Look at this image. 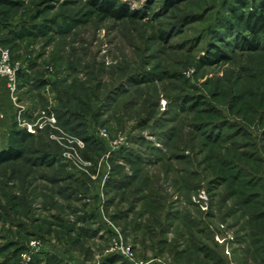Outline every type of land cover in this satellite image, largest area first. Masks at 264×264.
Here are the masks:
<instances>
[{"label":"rangeland","instance_id":"1","mask_svg":"<svg viewBox=\"0 0 264 264\" xmlns=\"http://www.w3.org/2000/svg\"><path fill=\"white\" fill-rule=\"evenodd\" d=\"M8 1L28 77H0V147L23 153L0 166V264H264V45L206 59L239 0H121L122 21Z\"/></svg>","mask_w":264,"mask_h":264},{"label":"trees","instance_id":"2","mask_svg":"<svg viewBox=\"0 0 264 264\" xmlns=\"http://www.w3.org/2000/svg\"><path fill=\"white\" fill-rule=\"evenodd\" d=\"M177 0H171L167 4V8H171ZM238 8L233 9V14L231 19L226 22L227 29H229L234 35L232 40L228 43H224L221 48L213 49V52H208V57L206 58L208 63L211 65L218 63L220 58H225L226 51H235V49H246L259 51L262 50L264 45V8L263 7H251L249 12L247 11V0H239ZM10 4L8 0H0V5H8ZM92 6L95 11L103 19H113L116 21H122L126 19L137 20L140 18V13L130 10L127 4L121 2V0H93ZM234 28V32L232 29ZM236 33V35L234 34ZM244 33L246 37L240 35ZM263 44V45H262ZM21 73H25L21 71L18 73L19 79L21 78ZM44 84V83H43ZM65 124V123H64ZM26 135L31 137L25 130L20 131L14 125V128L11 130L10 137L16 138L18 135ZM17 143V139L15 140ZM23 153L19 148H16L14 145L8 146V148L0 150V166L10 161H18L22 159ZM41 161L49 162L52 161V157H46L43 155L40 157ZM117 189L123 188L126 184L122 182L117 183ZM118 257L111 256L103 261L102 264H111L116 261Z\"/></svg>","mask_w":264,"mask_h":264},{"label":"built area","instance_id":"3","mask_svg":"<svg viewBox=\"0 0 264 264\" xmlns=\"http://www.w3.org/2000/svg\"><path fill=\"white\" fill-rule=\"evenodd\" d=\"M20 70V67L18 64H13L10 61L9 58V51L7 49L3 50L2 48H0V77L4 78L7 82V88L9 89V91L14 94L16 93V84L18 81V72ZM54 120V119H53ZM52 120V121H53ZM40 128V126H39ZM36 129L34 126H28L26 128V131L28 133H35L34 130ZM100 135H102L103 137H106V133L104 130L99 132ZM113 146L117 147V146H127V142L125 140L124 137H119L118 139L115 140V142L113 143ZM113 151V150H112Z\"/></svg>","mask_w":264,"mask_h":264},{"label":"crops","instance_id":"4","mask_svg":"<svg viewBox=\"0 0 264 264\" xmlns=\"http://www.w3.org/2000/svg\"><path fill=\"white\" fill-rule=\"evenodd\" d=\"M21 70H22V69H21ZM24 72H25V70H24ZM25 73H27V72H25ZM27 75H28V73H27ZM27 77H28V76H27ZM27 77H26V75H25V76H24V75H21V78L26 79ZM21 78H20V80H21ZM5 122H7L6 125H8V128L11 127V126H10V122H8V119H6ZM8 123H9V124H8ZM0 145H1V144H0ZM3 149H4V148L1 146V147H0V150H3Z\"/></svg>","mask_w":264,"mask_h":264}]
</instances>
